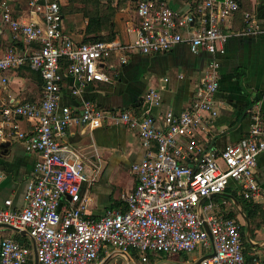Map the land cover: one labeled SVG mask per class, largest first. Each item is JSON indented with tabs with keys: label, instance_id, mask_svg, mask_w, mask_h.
<instances>
[{
	"label": "built area",
	"instance_id": "built-area-1",
	"mask_svg": "<svg viewBox=\"0 0 264 264\" xmlns=\"http://www.w3.org/2000/svg\"><path fill=\"white\" fill-rule=\"evenodd\" d=\"M196 2L195 14L181 15L165 3L155 9L151 2L140 1L137 39L126 46L73 41L64 32L60 0H28V21L15 17L13 0L0 2V34L9 31L11 39L7 45L0 42V89L9 86V72L26 65L43 81L41 100L9 104L0 111V142L14 137L24 143L26 152L40 157L36 177L27 187L26 207L15 211L11 200H0V226L26 231L39 264H98L104 248L127 255L138 253L142 264L154 254L179 256L198 249L207 256L215 253L205 256L201 264H249L243 252L241 224L229 219L227 213L220 215L213 200L224 195L234 181L241 184L245 199L262 198L264 203L256 174L258 158L264 153V123L256 115L248 137L221 153L200 144L204 125L218 116V56L225 53L223 44L228 37L222 24L240 5L237 0ZM245 22L248 33L259 31L252 14H245ZM183 43L193 54L204 52L213 57L195 100L180 115L169 111L159 115V120L150 108L141 117L130 112L111 117L114 124L139 131L145 155L131 168L136 186L121 196L123 207L98 218L89 216L88 199L82 195L85 166L61 140L71 126L95 130L107 118L92 102H85L80 113L60 106L62 65L66 64L83 85L109 83L104 66L115 52L126 54L121 58L126 64L131 53H167ZM146 102L159 106L160 91L150 90ZM21 120L32 122L34 130L22 131ZM99 172L100 166L90 182ZM31 254L29 247L13 238L0 242V264H26Z\"/></svg>",
	"mask_w": 264,
	"mask_h": 264
},
{
	"label": "crops",
	"instance_id": "crops-1",
	"mask_svg": "<svg viewBox=\"0 0 264 264\" xmlns=\"http://www.w3.org/2000/svg\"><path fill=\"white\" fill-rule=\"evenodd\" d=\"M3 1V0H1ZM0 1V2H1ZM98 16L104 17L105 11L114 10V39L121 46L134 43L140 19L136 8L144 0H99ZM157 9L165 3L181 15L196 13V0H145ZM240 10L226 19L222 30L226 38L223 46L225 53L218 56L220 62V89L215 96L218 116L208 120L201 130L198 140L207 150L213 149L221 153L227 146L236 144L248 137L256 115H260L264 123V0H237ZM64 18V32L75 42H85L86 30L95 8L86 2L60 0ZM15 17L23 21L31 18L28 0H13ZM255 16L259 31L255 34L247 32L245 14ZM101 36L109 32L101 30ZM0 42L7 45L11 42L10 32L0 34ZM25 49L22 43L19 50ZM126 54L115 52L104 68L110 77L109 83L96 82L83 85L75 78L66 64L62 65L61 107H69L80 113L85 102L94 103L106 116L104 125L95 130L74 125L71 126L61 143L71 155L81 158L85 166L86 181L82 184V195L88 199L87 214L98 218L110 209L123 206L121 196L132 191L136 179L131 173L134 164L141 162L145 155L138 130H130L123 125H116L111 117L114 114L130 112L143 116L150 108L151 114L157 116L172 111L180 115L195 100L196 91L201 79L206 74L213 57L207 53H191L188 44L176 46L170 52L143 55L138 52L129 54L128 62L123 64L121 58ZM10 83L4 90L0 89V111L9 104L20 102H37L42 98V86L36 80V74L25 67L9 72ZM167 80V81H165ZM160 91L161 104L151 107L146 102L150 90ZM77 90L79 93L74 95ZM2 118L0 116V122ZM34 124L21 120L22 131L31 133ZM0 148V200H11L12 209L22 210L26 207V192L29 183L35 179V167L40 157L36 153H28L24 143L11 138ZM75 156V157H76ZM100 172L94 182L95 169ZM259 186L264 191V153L258 158L256 170ZM227 195L233 199V193L241 194V184L231 181ZM219 205V214L228 213L232 207L221 198L213 200ZM226 203L223 207V203ZM235 203V202H234ZM255 204L263 208L261 219H255L253 226L239 215L240 224L246 226V244H243L245 258L249 264H264V203L257 198ZM240 209L241 206L239 205ZM242 211V210H241ZM21 234L7 227H0V242L4 238H13L20 244L29 247L32 254L26 264H37L33 240L26 231ZM245 243V242H243ZM115 252L104 248L99 256L98 264H111L117 261L128 264L127 259L116 256ZM135 253V252H134ZM131 262L137 261L131 256ZM180 256H156L149 258L147 264H197L207 256L202 254ZM122 256V255H119ZM124 257V256H123ZM107 260H110L107 263ZM140 264L141 261L139 262Z\"/></svg>",
	"mask_w": 264,
	"mask_h": 264
},
{
	"label": "trees",
	"instance_id": "trees-1",
	"mask_svg": "<svg viewBox=\"0 0 264 264\" xmlns=\"http://www.w3.org/2000/svg\"><path fill=\"white\" fill-rule=\"evenodd\" d=\"M72 1L79 2V3L86 2L87 4H90L93 6V8H95V14L89 18L90 24L86 30L87 35L95 33V37L87 38V39H85V42L112 41L114 39V33H113V31H114V24H113L114 10L108 8V10L105 11V13H104L105 16L101 18L98 16V13H97L98 7L99 6L102 7L101 2L99 0H72ZM101 30L108 31L109 35L108 36L99 35L98 33L99 32L101 33ZM25 67L30 69V67L28 65L24 66L23 68H25ZM65 67H68V66L65 65ZM35 74H36V80H37L38 84L43 87V81H42L40 75L37 73H35ZM226 192H228V189L226 190ZM226 192L224 193V195L214 197V200H216L217 198H221L223 201L228 203L230 205V207H232V210H230L227 213V217L229 219L237 220L239 223H241L239 220L240 212L234 203V201H237L239 203V205L241 206V210H242L243 214L245 215V217L247 219H249L250 223L253 226H255L256 224L254 223V220L255 219H261V213L263 211V208L260 205L255 204L254 200L245 199L243 192H241V194L234 192L233 193V199H234L233 201L230 200V198ZM119 206L121 207L122 204H120ZM223 207H224V205H223ZM241 235H242V242H245L243 244H246V226H244V225H241ZM156 256H164V255L154 254L151 256L152 258L151 257L150 258L153 259V257H156Z\"/></svg>",
	"mask_w": 264,
	"mask_h": 264
},
{
	"label": "water",
	"instance_id": "water-1",
	"mask_svg": "<svg viewBox=\"0 0 264 264\" xmlns=\"http://www.w3.org/2000/svg\"><path fill=\"white\" fill-rule=\"evenodd\" d=\"M3 147H4V145H0V148H3ZM234 202H235V205H236V207L238 208V210H239V212H240V216H241V217L243 218V220H245V222L247 223V231L250 232V226H249V224H248V220L246 219L245 215H244L243 212L241 211V209H240V207H239V203H238L237 201H234ZM202 219H203V218H202ZM0 227H7V228H10V229H12V230H14V231H16V232L21 233V234L24 233L23 231H20L19 229L13 228V227H11V226H0ZM204 227H205V229L207 230L210 239L212 240L211 233H210L209 228H208V226H207L206 223H204ZM119 255L124 256V257L127 259L128 264H134L133 262H131V259L129 258V256H128L127 254H125V253H120V252H115V253L111 256L110 260H112L113 258H115L116 256H119ZM214 255H215V253H213V254H211L210 256H207V257H213ZM207 257H203V258H201V259L197 262V264H201V262H202L204 259H206ZM36 259H37V258H36ZM110 260H107V263H108ZM37 264H39L38 261H37ZM175 264H177V263H175Z\"/></svg>",
	"mask_w": 264,
	"mask_h": 264
},
{
	"label": "rangeland",
	"instance_id": "rangeland-1",
	"mask_svg": "<svg viewBox=\"0 0 264 264\" xmlns=\"http://www.w3.org/2000/svg\"><path fill=\"white\" fill-rule=\"evenodd\" d=\"M0 1H1V0H0ZM108 250L113 251L111 248H108ZM202 251H203L202 249H198V250H196V256L199 255V253L202 254ZM193 253H195V252H193ZM193 253H187V254H183V255L192 256V255H194ZM131 256H133V258L135 259V261H137V264H140V263H139V262L141 261V256H140V254L132 252ZM119 258H124V259H125V257H123V256H118V257H117V260H119ZM111 264H113V262H112Z\"/></svg>",
	"mask_w": 264,
	"mask_h": 264
}]
</instances>
